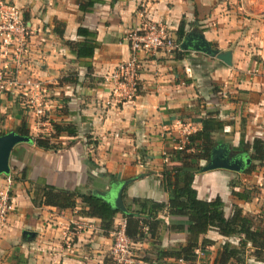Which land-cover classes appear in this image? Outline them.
<instances>
[{
    "label": "crops",
    "instance_id": "1",
    "mask_svg": "<svg viewBox=\"0 0 264 264\" xmlns=\"http://www.w3.org/2000/svg\"><path fill=\"white\" fill-rule=\"evenodd\" d=\"M0 1L16 6L29 30L17 77L39 81L57 108L48 112L49 127L42 132L51 131V122L76 129L75 136L52 139L57 150L39 149L31 141L11 149L10 182L0 175V191L7 190L11 199L0 226V264H110L111 234L102 231L100 221L78 215L84 208L78 199L72 209L34 206V190L41 186L83 193L94 189L105 192L109 202L118 183L130 179L122 191L125 202L165 203L160 172L177 165L174 142L183 131L199 130L200 119L209 116L222 123L223 130L212 138L215 145L227 144L229 152L236 151L239 135L247 145L253 138L264 139V0H95L84 14L76 0ZM146 21L163 25L174 39L182 22L183 36L201 34L210 48L229 53V65L193 51L136 53L137 95L131 103L105 107L101 77L132 56L125 36ZM78 27L94 36L89 39L96 45L93 57L79 62L88 63L90 73L65 44L81 40ZM75 72L76 83L58 82ZM22 123L32 136L34 119L24 115L15 96L0 92V133L15 132ZM260 182L261 175L214 170L196 172L192 188L198 199L218 197L225 218L238 208L264 226ZM158 216L157 246L168 250L183 245L185 231L169 230L168 224L184 219L165 212ZM121 219L114 215L113 228ZM202 238L212 244L191 264H212L224 242L237 246L238 241L214 230ZM151 250L148 241L134 247L138 260ZM250 252L246 248V264H261ZM137 264L187 263L165 258Z\"/></svg>",
    "mask_w": 264,
    "mask_h": 264
},
{
    "label": "trees",
    "instance_id": "2",
    "mask_svg": "<svg viewBox=\"0 0 264 264\" xmlns=\"http://www.w3.org/2000/svg\"><path fill=\"white\" fill-rule=\"evenodd\" d=\"M77 9L87 13L96 3L95 0H76ZM63 27V24H61ZM62 31H60V34ZM76 35L81 37L77 42H65L70 52L75 56L78 63L93 57L95 44L90 42L93 34L78 27ZM183 36V23L180 22L175 43H179ZM81 64L86 73H90L88 63ZM70 77V78H69ZM77 72L66 77L59 78L58 82L76 83ZM60 111V110H59ZM60 114V113H59ZM200 129L188 135V144L182 151H175L177 165L169 168L163 167L160 172V183L163 191L167 194L165 203H158L147 199L133 198L128 202L124 201V194H121L122 204L125 212L121 213L114 209L105 196L89 190L86 193L80 190L55 189L53 187L41 186L34 190L31 203L34 206H49L59 210L72 209L75 207V200L78 199L83 209L77 212L78 215L87 218H96L100 221V228L105 233L113 230V217L121 214L124 221V235L132 243L148 241L151 244L150 253L140 257L144 263L156 262L165 258L191 264L196 260V251L204 253L205 247L212 244L211 241L199 236L209 230H214L219 236L225 238H237V246H231L224 242L217 251L212 264H246V248L251 249L250 256L255 262L264 264V226L255 224L254 217L242 215L241 210L233 208L229 217L223 215V203L216 197L212 200H201L197 198L196 191L192 188L193 175L198 172L199 162H206L209 153L215 146L212 135L221 132V122L207 116L199 120ZM51 131L45 135L36 137L30 136L27 127L22 123L15 132L21 136L28 137L37 148L42 150H57L59 146L53 142L61 134L69 137L76 135L74 126L63 125L51 122ZM2 133H0V136ZM241 153L249 152L248 157L251 163H264V139L253 138L250 145L243 142L239 135L238 147ZM255 169L254 164H249L242 171L244 174L251 173ZM113 178H109L111 181ZM114 181V179L112 180ZM236 195V194H235ZM165 212L167 216L183 218L184 221L169 222L168 229L185 231L186 239L183 245L176 248L163 249L157 246L158 231L161 224L159 214ZM145 229V231H143ZM153 256V261L149 256Z\"/></svg>",
    "mask_w": 264,
    "mask_h": 264
},
{
    "label": "built area",
    "instance_id": "3",
    "mask_svg": "<svg viewBox=\"0 0 264 264\" xmlns=\"http://www.w3.org/2000/svg\"><path fill=\"white\" fill-rule=\"evenodd\" d=\"M28 27L22 19L19 9L9 2L0 1V92L15 96L26 112L34 119L36 128L33 137L44 135L43 127H49L48 112H55L46 89L37 80L29 77L18 79L17 73L21 67V59L26 51ZM126 41L132 56L116 64L109 72L101 77V85L107 91V100L104 106L111 103H131L137 95L136 53L144 55L153 53L170 54L179 51V43L171 37L169 30L163 25L146 21L140 27L127 32ZM47 117V118H45ZM50 132V131H49ZM49 132H45L47 135ZM189 132L183 131L180 138L174 142V150L182 151L188 144ZM165 156V154H162ZM165 156V160H166ZM166 162V161H165ZM6 182H10L8 175ZM260 199L264 200V164L262 165L261 182L259 185ZM11 207V199L7 190L0 191V226H2ZM123 219L116 224L111 234L109 249L110 264H137L138 258L132 243L123 232ZM145 231V229H143ZM201 252L196 251V256Z\"/></svg>",
    "mask_w": 264,
    "mask_h": 264
},
{
    "label": "water",
    "instance_id": "4",
    "mask_svg": "<svg viewBox=\"0 0 264 264\" xmlns=\"http://www.w3.org/2000/svg\"><path fill=\"white\" fill-rule=\"evenodd\" d=\"M179 49L181 51H193L202 53L206 56L216 58L222 63L229 65V53L219 54L216 50L210 48V46L204 41L203 37L199 33L190 32L185 34L180 43ZM28 137L21 136L15 132H8L0 136V175L9 174L8 159L9 154L13 146L19 143H27ZM241 153V152H240ZM229 152L228 146L225 143L215 145L210 153L209 159L200 166L198 172L204 173L214 170H226L234 173H241L245 167H247L251 160L248 156H244L243 153L233 156ZM131 182V180H124L119 182L115 189L112 190L109 198V203L112 207L121 213L125 212L124 206L121 200V194L123 189ZM94 193L106 196L105 192L94 191ZM23 235L30 236L29 232L24 231Z\"/></svg>",
    "mask_w": 264,
    "mask_h": 264
},
{
    "label": "rangeland",
    "instance_id": "5",
    "mask_svg": "<svg viewBox=\"0 0 264 264\" xmlns=\"http://www.w3.org/2000/svg\"><path fill=\"white\" fill-rule=\"evenodd\" d=\"M22 61H21V64H23L24 63V59H21ZM18 79H21V78H18ZM22 111H23V113H24V115L25 116H27V114H26V112L22 109ZM29 116H30V114H29ZM45 129H47V127H45V128H43V130H45ZM46 132V131H45ZM45 132H44V135L43 136H45L46 134H45ZM223 140H225V141H227V143L229 142V140L227 139V138H223ZM231 151H232V153H234V152H241L240 150H236V151H234L233 149H231ZM248 154H249V152H247L246 154H244V156H248ZM202 164H204L203 162L202 163H200V165H202ZM250 164H254V166H255V169L253 170V172H251V173H253V174H256V175H261L262 174V166H261V164L260 165H257L258 163H250ZM264 164V163H263ZM199 165V166H200ZM249 173H247V175H248Z\"/></svg>",
    "mask_w": 264,
    "mask_h": 264
},
{
    "label": "flooded vegetation",
    "instance_id": "6",
    "mask_svg": "<svg viewBox=\"0 0 264 264\" xmlns=\"http://www.w3.org/2000/svg\"><path fill=\"white\" fill-rule=\"evenodd\" d=\"M231 154H234L233 156H236V155L241 154V153L240 152H235V153L231 152Z\"/></svg>",
    "mask_w": 264,
    "mask_h": 264
}]
</instances>
